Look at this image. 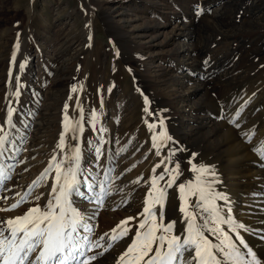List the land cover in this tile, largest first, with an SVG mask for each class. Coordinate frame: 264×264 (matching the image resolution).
Instances as JSON below:
<instances>
[{"label": "rangeland", "instance_id": "1", "mask_svg": "<svg viewBox=\"0 0 264 264\" xmlns=\"http://www.w3.org/2000/svg\"><path fill=\"white\" fill-rule=\"evenodd\" d=\"M73 24L79 30L71 35L68 30ZM92 33L89 44L87 37ZM18 34L20 48L16 51ZM66 41L71 44L68 52L64 58L56 57L55 50ZM17 78L22 85L18 98L21 109L12 117L16 125L13 131H19L30 113L32 123L39 119L42 124L36 145L43 156L30 176L41 175L42 167L46 169L54 155L60 159L57 145L65 105L68 116L75 120L80 116L77 102L84 115L81 151L89 157L93 147L102 146L105 151H99V156H107L106 160L123 153L120 168L110 176L116 195L96 208L98 225L92 238L98 239L111 234L121 221L137 217L145 207L146 182L161 160L152 148L153 133L148 129L156 117L164 119V127L175 141L163 148L162 155L169 148L184 149L173 157V164L179 161L182 172L176 184L193 178L188 163L193 154V162L216 170L204 152L223 138L201 125L210 121V114L200 107L238 111L245 97L264 98V0H0V118L13 98L9 93L17 90ZM211 96H216V107L207 102ZM145 107L154 115H148ZM92 112L99 116L96 130L90 124ZM101 127L106 131L100 132ZM160 132L158 125L156 133ZM70 136L67 134L66 145L75 143ZM126 138L129 140L121 152L120 144ZM98 164L91 169L99 176ZM161 171L163 165L156 168V174ZM138 179L140 182L134 183ZM52 184L49 177L33 195L43 193L39 201H46ZM123 196V205H115ZM181 203L177 188L169 189L165 218L181 219ZM190 203H195L194 197ZM137 223L129 221L128 236L91 264L107 258L117 262ZM101 251L96 249L89 255Z\"/></svg>", "mask_w": 264, "mask_h": 264}, {"label": "snow or ice", "instance_id": "2", "mask_svg": "<svg viewBox=\"0 0 264 264\" xmlns=\"http://www.w3.org/2000/svg\"><path fill=\"white\" fill-rule=\"evenodd\" d=\"M19 48L18 34L15 50L19 51ZM116 56H119V51ZM12 62H15V55ZM23 67L21 64V70ZM20 87L22 85L17 78V90L9 93L17 100ZM76 91L74 86L72 92ZM144 101L146 105L149 104L146 96ZM8 105L5 121L0 124V199L5 203L9 197L3 196V193L10 190L6 184L11 180L15 169L14 164L6 161L15 159V152L19 151L10 132L16 127L12 121L15 108L11 107V101H8ZM67 107L65 105L63 132L57 145L60 159L57 160L54 155L49 166L18 200L13 197L14 203L0 207V211H14L25 203L34 205L22 216L0 220V264H91L98 256L108 252L115 242L128 236L131 232L129 221L134 219L138 221L136 231L125 251L117 258V264H261L257 253L240 235V230L248 232L250 229L237 222L228 206L227 195L215 188L214 185L219 181L212 166L193 162V154L188 162L193 178L176 184L182 172L179 161L173 164V157L176 152L184 149L169 148L167 154L162 155V149L169 142L175 143L164 127L162 117H156V122L148 123V129L153 133L152 148L157 156H161V160L146 182L149 191L145 207L137 217L121 221L111 234L105 233L104 236L93 239L95 228L90 223L92 216L82 211L76 201L86 200L102 206L107 197L113 194L112 186L107 173L103 180H99L82 167L80 141L84 132L83 107L77 102L80 116L75 120L68 116ZM144 111L150 116L154 115L147 107ZM236 115L238 118L239 113ZM98 122V114L92 112L90 124L93 130H96ZM229 122L236 124L235 120ZM158 125L161 128L159 134L156 133ZM99 131L106 129L101 127ZM69 133L70 139L75 143L66 145L65 136ZM244 135L250 137L254 132H245ZM254 151L264 159V143ZM162 165L163 171L157 175L156 168ZM49 177L53 184L47 201L41 207L37 202L44 194L34 196L33 191L46 184ZM161 181L164 182L162 186ZM139 182V179L134 181ZM174 186L182 202L178 210L183 214V228L179 233L175 230L174 220L169 219L168 223H164L168 190ZM193 197L194 204L190 203ZM105 236L108 237L106 243ZM261 238L264 239V236ZM96 249L102 251L97 255H89Z\"/></svg>", "mask_w": 264, "mask_h": 264}, {"label": "bare ground", "instance_id": "3", "mask_svg": "<svg viewBox=\"0 0 264 264\" xmlns=\"http://www.w3.org/2000/svg\"><path fill=\"white\" fill-rule=\"evenodd\" d=\"M78 30L79 29L73 24L68 31L72 35L73 33L78 32ZM93 35L94 34L92 33L87 37L89 40V44L93 42ZM70 45L68 41H66L65 43L63 42L59 47H57L54 55L56 57L58 55H61V57L64 58V52H68ZM58 48L60 49L59 52ZM209 74L210 73L208 72L207 76H209ZM229 80L230 78L227 79V81ZM205 88H207V86ZM215 97L216 96H211L210 98H208L207 102L210 103V105L215 104L213 103L214 99H216ZM260 97L257 99L254 96L245 97L244 99H242L244 106H242V108H240L238 111L233 109L232 107L217 109V107L214 105L213 106L216 108H211L210 106V108L200 107V109L202 112L209 111L210 114V121L208 122L209 124L203 122L201 123V125L205 124L203 127H211L213 136H219L223 138L209 150H204V153L208 154V157L212 160L213 166L216 168L215 172L217 174L219 183H216L214 186L218 191L227 195L229 200L228 206L231 207V214L237 220V222L244 224L246 228L250 229V231L248 232L240 230V235L244 238L246 243L257 253V257L261 260V264H264V239L261 238V236H264V159H261L260 156L257 155V152L254 151L255 148L264 143V109L261 110L264 107V98L263 96L261 98ZM18 100L14 96L11 100V107L15 108V112L13 113L12 117L18 113L19 109H21L18 105ZM45 107L46 106L44 105V108ZM254 111H256L254 116L250 118ZM41 113L39 112L38 115H40ZM237 113H239L238 118L236 115ZM6 115L4 117H1L0 120L5 119ZM32 116L33 115L31 113L29 114L28 118L26 116L27 119H24V121H22L20 129H18L19 131L14 132L13 129L12 131L10 130L12 137L15 140V144L19 148V151L15 152V159L6 161L8 164L15 165V169L14 171H12L14 179L12 178L9 187L7 185L8 189L10 190L3 193V196L9 197V199L6 203L3 199H0V207H7L8 205L14 203L15 200L13 199V197L18 200L20 196H22L29 189V187L33 185V182L37 180L38 177H40V175L33 176L32 174V176H30L32 168L35 165L39 164V162L41 161L40 157L43 156V151L39 150V146L36 145V134L38 131V127L42 126V124L40 123L39 119H37V124L39 123V125H37L36 123H32L30 121ZM231 120H235L236 124L230 123L229 121ZM236 125H239V127H237ZM109 131L111 130L108 129V132ZM250 131L254 132V135L256 136L251 135L250 137H246L244 135L245 132ZM253 136L254 139L250 142V144H247L249 139H251V137ZM66 137L67 135L65 136V140ZM128 140V138L123 139L122 143L120 144L121 152L125 141ZM98 145H100V143ZM102 149L104 152L105 150L102 146L97 147V149L96 147H93V150L92 152H90L91 155H89V157H87V155H85V153H83L82 151L81 160L82 167L87 169L92 175H95L99 180H103L106 173L110 177L117 169L120 168L119 165L123 162V153H119V155L116 156L113 155L111 159L106 160L107 156H99V151L100 153H102ZM163 151L164 149H162V153ZM209 151L210 153H208ZM9 155H12V153H9ZM157 157H155V159ZM57 160H59V157H57ZM98 162H100L101 165L100 167L98 166L100 171L99 176L91 169L97 166ZM88 164L90 166H88ZM144 169L142 168V172L144 171ZM41 170L42 172H44V167H42ZM110 179L109 182L111 181ZM112 192L113 194L107 197V199H110L112 198V196L116 195V191L114 189H112ZM119 192L121 191L119 190ZM35 195H37V192L34 193V196ZM125 200L126 197L124 196L121 198H117L115 200V205L122 206ZM46 201H38L37 203H39V205L43 207ZM76 203L80 206L82 211H86L89 216H92L90 223L96 227V225H98L96 224V208L98 207V205L95 203H89L86 200L82 201L80 199H77ZM25 204L26 206H24V208H22L21 205L14 211H0V220L5 218H12L15 216H22V211L28 210L30 207L34 206L32 203ZM126 206L129 207V205ZM107 213L112 214L110 211H108ZM169 219L170 218H165L164 223H168ZM171 220H174L176 222L175 230L179 233V231L183 228L181 219L178 218ZM233 238L235 239V237ZM185 258L187 259V254L185 255ZM108 259L109 258L104 259L95 264H117V262H114L116 259H111V261L109 262Z\"/></svg>", "mask_w": 264, "mask_h": 264}]
</instances>
